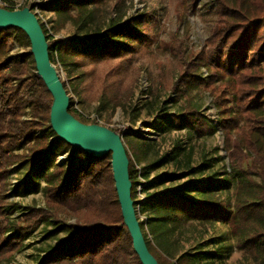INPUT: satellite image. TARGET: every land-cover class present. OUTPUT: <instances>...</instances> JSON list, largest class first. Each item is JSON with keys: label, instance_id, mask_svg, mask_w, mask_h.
<instances>
[{"label": "trees", "instance_id": "1", "mask_svg": "<svg viewBox=\"0 0 264 264\" xmlns=\"http://www.w3.org/2000/svg\"><path fill=\"white\" fill-rule=\"evenodd\" d=\"M3 1L7 5L0 7L15 8ZM176 1L177 6L192 12L197 7V0ZM211 2L204 13L209 20L206 47L193 53L182 41H164L161 46L176 65L160 72L157 82L177 104L176 111L165 115L166 120L192 127L198 139L215 130L193 104L196 89L208 91L217 109L228 166L242 177L232 185V200L225 197L216 174L207 179L190 177L175 190L149 192L163 180L148 181L152 164L140 149L132 147L137 161L144 160V164L136 167L127 152L131 197L136 207L137 178L141 176L145 194L139 201V212L144 215L140 227L160 264H195L202 252H183L176 257L170 238L190 228L204 233L217 223L227 224L237 248L264 264V0ZM54 4L52 29L57 31L71 22L81 37L51 40L40 21L51 61L67 70L73 89L76 86L82 98L90 77L100 81L97 92L105 107L123 105L132 95L135 81L125 82L128 64L141 47L159 40L154 18L149 12L127 15L124 0H55ZM177 15L184 21L179 8ZM14 37L30 45L21 29L0 28V261L18 251L23 240L44 222L53 226L48 236L61 231L67 235L47 249L37 264H142L123 223L110 154L96 157L75 148L64 163L57 162L71 145L55 137L50 126L52 96L36 76L33 57L9 53V39ZM99 62L108 69L95 76L87 67ZM62 83L67 91V84ZM69 106L77 119L94 123L81 117L72 96ZM113 130L125 143L122 129ZM192 152L193 147L178 146L171 158L176 170H186L184 175L201 174L207 168L204 163L192 166ZM24 165L29 173L10 187L9 174ZM38 177L45 181L44 206H27L11 220L9 192H37L41 187L35 181ZM145 226L152 240H147Z\"/></svg>", "mask_w": 264, "mask_h": 264}, {"label": "rangeland", "instance_id": "2", "mask_svg": "<svg viewBox=\"0 0 264 264\" xmlns=\"http://www.w3.org/2000/svg\"><path fill=\"white\" fill-rule=\"evenodd\" d=\"M6 1L9 3L8 5L14 6V9L28 6L48 29L51 40L57 38L79 39L81 37L78 29L71 22H66L57 31L52 29V25L56 20L55 0ZM124 1L126 2L127 15L137 12H149L151 14L150 17L156 21L154 30L158 32L159 40L148 43L134 54L128 64L125 79V82L128 83L135 80L133 93L129 99L124 101L123 105L114 108L105 107L99 99L97 90L100 81L98 79L91 80L89 77L86 80L84 85L87 91L83 93L82 98L77 93L76 89L78 88L75 86V90L73 89L72 77L67 73V70L58 63H53L60 79L67 84V93L73 97L74 108L87 121L111 129L121 128L125 138L124 146L135 161L136 167L142 166L144 160L137 161L132 147H137L145 154V158L152 164L149 169L148 181H152L156 177H161L163 180L155 187H150L149 192L175 190L190 177L207 179L210 175L216 174L218 175L216 181L221 183L225 197L232 200L230 196L232 185L236 179L242 177V174L233 172L228 166L223 149V136L219 117L212 97L203 87H199L194 91L193 104L215 129L211 134H205L203 138L198 139L192 127L183 124L176 126L166 120L165 115L176 111L177 104L171 100V93L165 91L157 82L160 72L176 65L171 60L169 51L162 48L161 44L164 45V41L169 44H175L176 42L178 44V41H182L187 47V51L193 53L206 47V39L209 35V20L204 13L211 5L212 0H197V7L194 12L177 6L176 0ZM178 8L179 12L184 15V21L177 15ZM9 42L10 54L18 52L32 56L30 45H27L23 39L14 37V39H9ZM87 69H93L95 76H101L108 69V65L99 62L90 64ZM26 116H30V113H27ZM178 146L184 147V149L193 147L192 166L196 167L204 163L207 167L205 172L189 176L183 174L186 173L184 169L176 170L171 158L176 153ZM72 153L73 148L71 147L64 155L68 157ZM59 157L57 161H59ZM67 157L59 163H64ZM28 173L26 165L11 171L9 174L10 187H14ZM168 174L171 175L167 176ZM35 181L41 185L37 192L27 195L9 192L7 208L11 220L22 215L27 206H44L45 196L42 187L45 186V181L42 177L35 178ZM144 182L145 180L138 176L136 186V200L138 203L135 209L139 221L144 217L139 212V201L142 200L145 194V192H142L141 186V183L144 184ZM52 227V224L41 223L23 240L22 247L10 257L1 260L0 264H37L47 249L67 235L66 231H61L56 235L48 236V231ZM201 231L198 232L194 228L184 229L183 232L170 238L172 249H177L176 257L183 252H202L200 259L195 264H258L251 256L244 254L241 249L237 248L236 240L231 236L227 224L217 223L214 227L209 228L207 232L201 233ZM144 232L147 240H152V234L146 226Z\"/></svg>", "mask_w": 264, "mask_h": 264}, {"label": "water", "instance_id": "3", "mask_svg": "<svg viewBox=\"0 0 264 264\" xmlns=\"http://www.w3.org/2000/svg\"><path fill=\"white\" fill-rule=\"evenodd\" d=\"M10 26L21 29L29 39L36 76L43 80L52 96L49 122L57 138L64 140L73 149L79 148L96 157L110 154L114 188L123 223L132 239V247L142 264H160L147 247L136 214L131 197L129 159L122 135L98 123H84L70 113L69 95L50 59L46 35L37 15L28 6L16 9L0 7V28ZM66 157L67 155H61L59 161Z\"/></svg>", "mask_w": 264, "mask_h": 264}, {"label": "built area", "instance_id": "4", "mask_svg": "<svg viewBox=\"0 0 264 264\" xmlns=\"http://www.w3.org/2000/svg\"><path fill=\"white\" fill-rule=\"evenodd\" d=\"M0 4H2V5H7L6 2L3 1V0H0Z\"/></svg>", "mask_w": 264, "mask_h": 264}]
</instances>
